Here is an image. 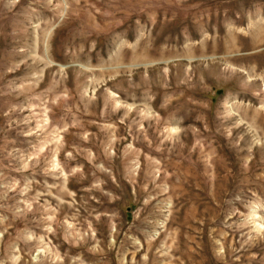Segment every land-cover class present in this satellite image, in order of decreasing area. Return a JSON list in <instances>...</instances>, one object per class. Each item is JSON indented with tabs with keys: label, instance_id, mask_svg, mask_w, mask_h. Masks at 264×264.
<instances>
[{
	"label": "rangeland",
	"instance_id": "rangeland-1",
	"mask_svg": "<svg viewBox=\"0 0 264 264\" xmlns=\"http://www.w3.org/2000/svg\"><path fill=\"white\" fill-rule=\"evenodd\" d=\"M0 264H264V0H0Z\"/></svg>",
	"mask_w": 264,
	"mask_h": 264
}]
</instances>
